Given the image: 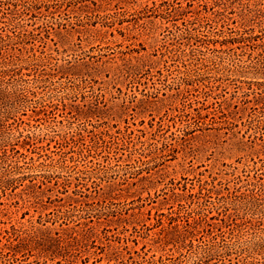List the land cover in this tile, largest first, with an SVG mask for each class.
<instances>
[{
  "label": "rangeland",
  "instance_id": "374dc122",
  "mask_svg": "<svg viewBox=\"0 0 264 264\" xmlns=\"http://www.w3.org/2000/svg\"><path fill=\"white\" fill-rule=\"evenodd\" d=\"M111 2L109 6L119 0H107ZM130 3L120 2V6L133 11L139 4L150 0H127ZM179 2L180 0H176ZM183 1V0H181ZM197 5L204 0H194ZM209 3L216 2L223 8L214 5L203 12L201 17L195 13V7L187 16L190 23L182 16L170 17L167 21H148L143 28L124 29V35L114 31L113 35L97 33L88 25H74L75 15L85 12L81 6H62L60 14L55 13L52 20L67 22L71 25L65 28H49L50 38L47 46L51 49L57 63L69 65L74 75L61 77H47V84L50 89L60 96H65V106L60 101H53L52 113L48 114L47 125H40L41 133H50L57 139L59 134L64 132H76L79 128L85 127L86 141L89 140L92 132L106 129L112 133L115 141L120 143L117 151L109 154L102 153L87 159L76 158L74 161L67 160L68 167L60 171L58 168L60 148L54 140L38 143L44 145L41 153L52 155V158L59 159L58 164L53 165L50 159L37 156V153L26 152L27 157L23 160L24 171L28 173H58L70 175L73 181L76 178H84L89 194L87 201L89 204L84 207L90 213L82 211L83 205L77 204L72 208L78 216H85L80 221H86L87 226L76 225L75 230H91L94 232L91 238H24V247L15 252L13 248L17 246V238H0V256L5 259V264H163L174 261L176 264H264V252L258 251L256 242L264 240V219H260L259 214H247L248 217L240 221V228L244 235H239L236 231L231 232L227 228L220 233L216 227L213 237L223 238L227 241L235 240L232 248L221 255L202 257L195 253V245L206 243L211 236L198 233L192 237L193 246H189L186 240L184 247L180 243H164V232L159 227L154 226L156 211L167 212L168 205H161L163 202V191L168 190V186L177 181L190 179H210L209 175L224 168V165H233L238 168L237 174H241V181L238 183V192L234 188L222 191L220 203L237 202L243 200L242 193L250 186L249 181L264 183V151L260 146L261 140L253 139L249 133L252 132L248 123L249 115L254 118H264V62L258 59L257 51H263L264 45L257 46L255 51L247 46L237 49L239 55L233 61H219L214 63L206 58L213 53L212 45L205 46L206 41L195 42L189 39V44L184 45L186 39L178 38L175 34L183 31L184 28H193L202 32L209 28L212 18L220 24V17L216 11L220 10L231 16L228 19L230 26H234L239 19L240 7L238 2L245 0H208ZM231 2V3H230ZM176 5H184L179 2ZM230 7L236 11L229 14ZM224 9V10H222ZM219 17V18H218ZM46 17H40L38 24L45 22ZM218 18V19H217ZM48 23L47 25L51 24ZM39 25V28L40 29ZM200 48L202 59L194 60L189 57L179 56L170 58L161 52L165 48H176L187 51L188 48ZM115 50V57L106 55ZM118 50L128 52L130 55H146L150 60H154L149 73H144L131 86L121 83V79L114 74V66L121 63ZM133 60V59H132ZM206 76L207 82L217 85L214 93L220 88H226L220 92V98L203 97L201 85L198 90H191L186 94V105L182 106V90L185 89L180 84L184 78H197ZM220 87V88H219ZM43 92L42 90H38ZM143 92H152L150 96H145ZM213 93V94H214ZM198 97L199 102H195ZM148 99L149 102H143ZM218 101L225 107V112L230 111L232 117L225 123L222 129H217L216 123L212 122L208 116H213L217 120L222 119L215 115V107H211V102ZM202 103H204L202 105ZM217 105V104H213ZM198 106L201 109L199 120L207 122L198 129L193 124L192 116L196 113ZM208 106V107H206ZM218 108V107H217ZM207 115V117L205 116ZM27 120V116H23ZM160 131H157V127ZM32 130L35 128L32 127ZM38 128H36L37 130ZM261 130V126L257 128ZM124 132L130 133L133 141L136 136L144 141L141 146L147 152L149 142H153L154 134H162L167 140V146L157 153L155 158L142 157L139 159L129 153L121 145V136ZM45 137H47L45 135ZM158 145L163 140L161 136H156ZM253 140V141H251ZM139 147V144H137ZM75 146L70 150H75ZM72 153H68L69 157ZM32 157V159H30ZM237 160L239 162H237ZM21 162V163H22ZM98 162L100 164H98ZM244 164L253 166L254 170L247 172L249 175H242L240 172ZM84 176V177H82ZM184 178V179H183ZM59 182L61 178L58 179ZM233 185V182L231 183ZM103 191H111L115 197L113 207L123 209L121 212L135 213L133 216L125 214L118 223L107 225L105 221L100 223L95 221L92 215L102 204L98 202V195ZM71 194V192H69ZM127 194H131L129 197ZM208 202L216 201L215 193L210 194ZM80 202L86 198L79 197ZM207 202V203H208ZM219 204V203H218ZM20 205H23L20 201ZM30 205V207H28ZM28 206L15 210L9 217L3 216L5 221L1 226H9L10 223L22 222L28 227L29 221L36 220L41 213L50 209L42 210L41 203L34 202ZM141 206V207H140ZM220 206V205H219ZM141 209V210H140ZM222 208H219V211ZM24 210L28 214L21 218ZM143 212L144 214H138ZM148 212L150 219H147ZM235 217L234 209L227 211ZM92 214V215H91ZM216 215L215 211L209 216ZM209 222H217L216 219L208 218ZM49 227H59L57 224L47 223ZM166 226V224H164ZM233 226V225H232ZM167 230V229H166ZM59 231L60 230L59 228ZM212 237V238H213ZM52 239V240H51ZM49 241V242H48ZM50 243L56 244L50 245ZM225 249V248H224ZM218 246V251H224ZM53 250V251H50ZM153 258L154 263L141 261L140 256ZM181 253V254H180ZM114 258L107 260V258ZM161 259V261H160Z\"/></svg>",
  "mask_w": 264,
  "mask_h": 264
},
{
  "label": "trees",
  "instance_id": "16d2710c",
  "mask_svg": "<svg viewBox=\"0 0 264 264\" xmlns=\"http://www.w3.org/2000/svg\"><path fill=\"white\" fill-rule=\"evenodd\" d=\"M130 3L127 0H119L113 4L112 8L107 6L103 7V3L110 5L111 2L107 0H0V238H17V246L14 251H20L24 245V238H91L94 232L91 230L81 231L75 230L76 225L87 226L86 221H80L81 218L86 219L85 216H78L72 208L77 204H82V211L90 213L92 209L88 210L84 206L89 204L85 189L88 190L86 183L82 182L84 178L78 177L77 181H73L70 175L58 173H28L25 172L24 164L26 161H21L27 157L26 152L37 153L39 157L45 156L50 159L51 164H58V158H52V155L41 153L44 150V145H39L48 139L54 140L60 148L58 168L63 171V168L68 167L67 160L74 161L76 158L87 159L102 153H111L117 151L120 143L114 140L112 133L106 129L98 130L97 133L92 132L89 140L86 141L85 127L79 128L76 132L69 131L59 134L56 139L55 135L50 133H41L40 125H47L46 123L48 114L52 113L53 101H60L64 106L66 104L65 96H60L50 89L47 84V77L53 78L54 76L67 77L74 75L70 70L69 65L64 63H57L51 49L47 46V41L50 38L49 28H65L71 25L72 22L48 21L47 17L54 19V14H60L62 6L75 7L77 5L83 6L85 11L81 15H75V25H88L94 32L113 35L116 31L120 35H124V29L143 28L145 31V24L151 20H159L160 22L168 21L170 17L182 16L184 20L190 23L191 19L187 14L191 11L189 7H195V13L198 17L207 9L218 5L223 8L221 4L216 2L209 3L208 0L194 4V0H183L184 5H176L179 2L176 0H150L143 4H139L136 9L129 11L120 2ZM239 1V0H238ZM231 3V2H230ZM240 7L239 19L235 22L234 26H230L228 19L231 16L217 10V15L220 17V24L217 25V20L212 18L209 28L202 32L195 31V27L184 28L183 31L175 34L178 38H185L184 45L189 44V39L192 38L195 42H205L204 47H210L212 52H221L220 54L213 53L206 59L214 63L219 61H233L239 55L237 49L247 46L251 51H255L257 46L264 45V0H245L238 2ZM78 7V6H77ZM224 10V9H222ZM228 10L229 14H234L236 11L233 7ZM40 17H46L45 22L38 24ZM219 18V17H218ZM217 18V19H218ZM55 20V19H54ZM51 24L47 25L48 23ZM40 26V29L39 28ZM73 29L75 26L71 25ZM176 48H165L162 54H167L170 58L173 57H189L194 60L202 59V50L200 48H188L187 51L179 50L177 54ZM257 51V50H256ZM121 63L114 66V74L119 77L121 83L126 86H131L134 82H138V78L144 73H149L151 68L154 67L146 55L127 57L128 52L118 50ZM258 59L264 62L263 51H257ZM106 55H111L113 58L116 55L115 50L108 52ZM133 59V60H132ZM264 65V64H263ZM185 86L182 90V106L186 103V94L191 90H198L203 85V97H213L214 99L222 97L221 91L226 88H220L219 92L214 93L217 85L207 82L206 76L201 75L197 78H184L180 82ZM42 90L40 92L38 90ZM264 91V90H261ZM152 92H143L145 96H150ZM214 93V94H213ZM217 95H220L217 97ZM195 102H199L196 97ZM143 102H149L144 99ZM204 103H202L203 105ZM213 104H217L214 105ZM211 107H215L214 114L222 117L217 120L213 116L209 119L216 123L217 129H222L225 123L229 122L232 117L230 111L225 112V107L218 101L211 102ZM208 107V106H206ZM218 107V108H217ZM203 107L198 106L196 113L191 117L193 124L202 127L204 120H199ZM27 116V120L23 118ZM207 117V115H205ZM248 123L252 132L253 139L258 138L261 140L260 146L264 151V118H254L249 115ZM261 126V130L257 128ZM35 129L32 130L31 128ZM160 126L157 131H160ZM36 128H38L36 130ZM45 135L47 137H45ZM153 142H149V148L145 152L144 141L136 136V141H133L130 133L124 132L121 136V145L129 151L133 156L141 159L142 157L155 158L157 153L162 151L167 146V140L162 134H154ZM156 136H161L163 140L158 145ZM253 141V140H251ZM139 144V147L137 146ZM75 146V150H70ZM68 153H72L69 157ZM32 159V157H30ZM22 162V163H21ZM237 162H239L237 160ZM98 164H100L98 162ZM254 170L253 166L244 164L243 169L240 171L245 176ZM238 168L231 164L224 165V168L219 169L215 175H209L210 179L197 178L195 180L177 181L168 186V190L163 191V202L161 205H168V211H156L154 218V226L159 227L160 231L164 232V243H180L182 247L189 242V246H193L192 237L198 233L211 236L206 243L196 244L195 253L200 254L202 257H212L226 253L232 248L235 240L227 241L223 238L217 239L213 237L214 229L217 227L220 233H223L222 228H227L231 232L236 231L239 235H244L240 228V221L243 217H248L247 214H259L260 219H264V183H255L249 181L250 186L246 192L242 193L243 200L237 202L220 203L222 191L220 188L230 189L231 187L238 192V183L241 181V174H237ZM84 177V176H82ZM59 178L61 181L59 182ZM184 179V178H183ZM233 182V185L231 183ZM71 192V194L69 193ZM109 191L99 193L98 202L102 204V208L98 209L93 217L95 221L100 223L102 220L107 225L118 223L122 216L127 212L113 207V199L115 198ZM215 193L216 201L208 202L210 194ZM129 197L131 194H127ZM79 197L86 198V201L80 202ZM22 201L23 205H20ZM41 203L42 210L50 209L48 212L38 215L36 220L28 219L29 225L25 226L24 223H10L9 226H1L5 221L2 220L3 216L9 217L12 212L11 208L15 210L28 206V204ZM208 202V203H207ZM219 203V204H218ZM220 205V206H219ZM30 207V205L28 206ZM141 207V206H140ZM222 208L219 211V208ZM234 209L235 217L227 212L229 209ZM141 210V209H140ZM212 211L216 215L209 216ZM28 214V210H24L21 218ZM138 214H144L138 212ZM127 215L133 216L135 213ZM147 219H150L148 212ZM208 218L216 219L217 222H209ZM47 223L52 225L57 224L59 227H49ZM166 224V226L164 225ZM233 225V226H232ZM60 230L62 231H59ZM167 229V230H166ZM213 237V238H212ZM52 240V239H51ZM49 242V241H48ZM50 245H56L50 243ZM258 251L264 252L263 242H256ZM218 246L222 247L224 251H218ZM56 247V246H55ZM53 251V250H50ZM181 254V253H180ZM138 255L141 261L154 263L153 258H146L145 255ZM114 258L108 257L107 260ZM6 260L0 256V264H5ZM161 261V259H160ZM163 264H165L163 262ZM166 264H176L174 261Z\"/></svg>",
  "mask_w": 264,
  "mask_h": 264
}]
</instances>
